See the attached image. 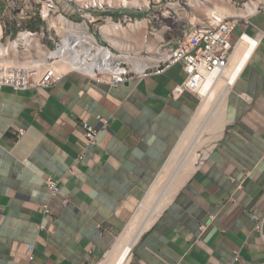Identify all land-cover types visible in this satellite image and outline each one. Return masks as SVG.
I'll return each mask as SVG.
<instances>
[{
  "label": "crops",
  "instance_id": "1",
  "mask_svg": "<svg viewBox=\"0 0 264 264\" xmlns=\"http://www.w3.org/2000/svg\"><path fill=\"white\" fill-rule=\"evenodd\" d=\"M166 1L150 0L138 15ZM208 3L178 22L164 20L153 41H176L206 24ZM239 17L231 42L237 49L245 33L258 44L228 88L223 128L189 175L171 174L175 188L127 264H264V240L254 228V217L264 216V0ZM184 78L176 63L116 87L77 72L46 87L0 86V264L105 259L199 112L202 97L174 91ZM85 122L98 130L94 145L86 143Z\"/></svg>",
  "mask_w": 264,
  "mask_h": 264
},
{
  "label": "built area",
  "instance_id": "2",
  "mask_svg": "<svg viewBox=\"0 0 264 264\" xmlns=\"http://www.w3.org/2000/svg\"><path fill=\"white\" fill-rule=\"evenodd\" d=\"M0 9V25L2 29L15 22L16 38L22 34L37 36L38 30L24 26L25 20L48 21L55 19V32L60 30L62 38L56 42L55 48L41 44L48 54L45 57L41 70L35 71L19 64H6L0 61V86L13 87L14 90H26L33 87H46L60 81L67 73H80L96 83L107 84L111 87L119 86L134 78H144L150 75L164 73L176 63H180L185 71L184 81L175 88V93L181 94L191 91L200 97L202 89H211L212 75L222 73L228 66L236 45L231 42L230 34L240 20L238 15L225 14L221 17L207 20L204 25L195 26L178 37L176 41L163 38L159 41L156 58L142 59L139 54L131 51L117 50L110 43L96 36L93 22L102 18L105 23L109 21L121 28L124 24H134L141 19H150L151 23L159 18L178 22L191 15V4L196 2L203 5L210 0H167L151 15L140 18L138 14L125 11L118 16L105 14L97 16L98 11L93 5H98L94 0H2ZM251 0L242 3L233 1L234 5L244 7ZM259 5V4H258ZM102 6V5H100ZM258 8V7H257ZM256 8V9H257ZM66 25L86 27L87 30L71 31ZM171 27V25H168ZM50 29V28H49ZM41 30H44L42 28ZM100 33L101 26L99 27ZM7 31V30H6ZM159 27H152L151 34L155 35ZM4 33V30H3ZM3 33L0 35V46L7 44L14 33L10 30L7 41H3ZM76 41H69V36ZM250 44V51L245 54L246 60L257 46L258 40L245 33L240 35V42ZM23 44L20 41L19 46ZM174 44V45H172ZM18 46V49H19ZM25 46V45H24ZM26 47V46H25ZM20 50V49H19ZM9 54H0V59ZM148 60V61H147ZM58 65H65L67 69L61 70ZM103 120V119H102ZM106 123V120H103ZM85 139L88 145L97 143L98 130L88 122L84 123ZM24 130L19 132L20 135ZM47 187L52 194L59 191L56 181L47 180ZM44 211L50 212L48 205ZM254 228L264 240V216L256 215ZM29 261L34 257V245H29ZM238 257H236V260ZM29 264V263H27Z\"/></svg>",
  "mask_w": 264,
  "mask_h": 264
},
{
  "label": "bare ground",
  "instance_id": "3",
  "mask_svg": "<svg viewBox=\"0 0 264 264\" xmlns=\"http://www.w3.org/2000/svg\"><path fill=\"white\" fill-rule=\"evenodd\" d=\"M133 1L138 0H120L121 4L128 5ZM140 1H142L144 6H149L150 0ZM94 2L98 5L113 4V0H94ZM259 2L260 0H251L246 4V6L239 9L232 5L230 0H210L206 5V9L210 10L211 19L224 16L225 14L241 16L254 12L258 7ZM191 7L192 11L196 12L200 10L203 5L193 2L191 4ZM64 25L69 29V31H71L72 28H77V31L85 29L87 30L85 26L71 27L70 25H66L65 22ZM101 31L110 39L126 44V47L128 49H136L137 45H142L148 42V25L146 19H141L137 23L129 24L126 27L123 26L121 28H117L116 25L109 21L108 23L101 25ZM143 32L144 39L142 41L141 34ZM2 33L3 29L0 25V35ZM64 38H68L69 41H76V38L73 39L70 34L69 36H65ZM21 40H23V43L26 46V50H24L25 52H21L18 49ZM152 46L153 45L151 44V47ZM250 49L251 47L248 42H246L245 40L241 41L237 46L236 52L227 68L220 74L212 75L210 79L213 80L212 88L209 90H207L206 88L202 89V104H200L201 106H199L200 109L197 114L195 124L190 127L178 149V152L181 153L186 144L191 141V146L188 152H186V155H184V158L181 160L180 164H178L179 166L177 167V169H183L180 173V177L184 178L189 175L199 161V157L197 156L198 153L193 152L195 144L199 141L201 134V131H199L195 135L196 127L198 124L197 121H200L203 115L207 111L212 109L210 112V121L212 122V124L214 125V129H216L218 133L220 132V130H222L224 101L229 90L228 88H230V84L234 82L237 75L239 74V71L246 61L245 54L249 52ZM6 52L9 54V56L0 59V61H2L3 63L24 65L35 71H39L42 69L45 57L48 54L46 49L40 44V39L37 36H30L28 34H22L18 38L9 39L7 44L0 46V54H6ZM58 68L64 70L67 69V66L58 65ZM172 175H174V173H172ZM170 180L171 179H169V181ZM174 181L175 180H171L170 182H168V185L165 186V188H160V185H154V187L151 189L152 191L149 192L150 194L145 199V201H143L141 207L134 215L133 219L130 221V224L121 235L118 243L99 264H127L131 256L134 243L137 241L144 228H147L151 224V221L155 219L157 213L165 206L170 192H172L174 190L173 188H175V185L173 184Z\"/></svg>",
  "mask_w": 264,
  "mask_h": 264
},
{
  "label": "rangeland",
  "instance_id": "4",
  "mask_svg": "<svg viewBox=\"0 0 264 264\" xmlns=\"http://www.w3.org/2000/svg\"><path fill=\"white\" fill-rule=\"evenodd\" d=\"M2 2L3 1L0 0V9L3 6ZM93 6L98 11H103V12L107 13L108 15L113 14L114 16H118L119 12H121V11H122V13L125 11H129V12H132L135 14H140L144 10L148 9V7H149V6L148 7L144 6L142 1H140V0L133 1L132 3H129V5L128 4H121L120 0H113L112 5L104 4L102 6H100V5H93ZM100 13H102V12H100ZM145 17H147V16H144L143 14L140 16V18H145ZM146 20H147V25H148V42H146L145 44H142L144 46L143 50H132L130 48L128 49L125 47H121L119 45L118 41H114V40L110 39L109 37H107L106 35L101 34L99 27L101 25L105 24V22L103 21L102 18H99L95 22H93L92 27L96 30V32H97L96 36L98 38L103 39L104 41H107L114 48H117V49L123 50V51H131L135 54L137 53V54H139L138 57L140 56L139 58H142V59H148V57L149 58H156V56L158 55L156 53L158 52L157 50H158L159 41L154 42L153 39H154L155 35L151 34L150 32H151L152 27H159L160 28L161 24L164 23V20H163V18H159V19L154 20L152 23H151L150 19L146 18ZM55 22H56L55 19H51L48 21V23H47V21L43 22V21H31V20H25L23 23H24V26L29 27L33 30L39 31L37 34V37L40 39V44H44V45L46 44L50 48H55L56 42H58L62 38V35H63L60 32V30H57L58 32H55V29H54ZM34 24L37 26L36 27L33 26ZM126 26H127V24H124V27H126ZM15 27H16L15 22H12L10 24V26L8 25L6 27V29H5V27L3 28V30H4L3 38H2L3 41L8 40V36L10 34L11 29H14V33L11 36V39H15L17 37ZM42 28H44V30H41ZM141 36H142L141 39L143 41L144 32L141 34ZM157 36H159L161 38V34H157ZM105 38L107 40H105ZM151 44L153 45L152 47H151ZM24 45L21 44L19 46V49H20L19 51L25 52L24 50H26V47ZM33 52H35V51H33ZM211 110L212 109L207 111L203 115V117L200 119V121H197L198 124L196 127L195 135L199 131H201V134H200L199 141L195 144L193 152L198 153L197 156L199 157V161L203 157V155L206 154L209 147L212 145V143L214 142V140L216 139V137L218 135V132L216 131V129H214V125L210 121ZM208 115H209V117H208ZM195 121H196V118L194 119L193 124H195ZM190 146H191V141H189V143L186 144V146L182 149L181 153L178 151L175 153L172 160L169 162V164L162 171V173L160 174V176L158 177V180L156 181V183L154 185H160V188H165V186L168 185L171 174L174 172V170L177 169V167L179 166L178 164H180L181 160L184 158V155H186V152H188Z\"/></svg>",
  "mask_w": 264,
  "mask_h": 264
}]
</instances>
